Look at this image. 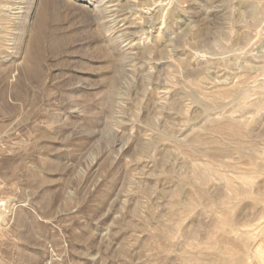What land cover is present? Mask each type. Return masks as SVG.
Instances as JSON below:
<instances>
[{
  "label": "rangeland",
  "instance_id": "1",
  "mask_svg": "<svg viewBox=\"0 0 264 264\" xmlns=\"http://www.w3.org/2000/svg\"><path fill=\"white\" fill-rule=\"evenodd\" d=\"M0 264H264V0H0Z\"/></svg>",
  "mask_w": 264,
  "mask_h": 264
},
{
  "label": "bare ground",
  "instance_id": "2",
  "mask_svg": "<svg viewBox=\"0 0 264 264\" xmlns=\"http://www.w3.org/2000/svg\"><path fill=\"white\" fill-rule=\"evenodd\" d=\"M11 1L12 0H5V3H7V4H10L11 3ZM15 2V1H14ZM17 9H19V8H17ZM43 10V9H42ZM44 10H45V7H44ZM41 13H43V12H40V17H42V14ZM44 14V13H43ZM44 16V15H43ZM42 18H45V17H42ZM42 18H41V20L39 21V22H42V24H40V23H38V25L40 26V25H43L44 23H43V21H42ZM46 19V18H45ZM44 20V19H43ZM41 28H43L44 29V27H42L41 26ZM40 30V29H39ZM41 32H42V29H41ZM39 34V33H38ZM31 71H33V70H31ZM33 73V72H32ZM28 74L30 75V73L28 72ZM31 76V75H30Z\"/></svg>",
  "mask_w": 264,
  "mask_h": 264
}]
</instances>
